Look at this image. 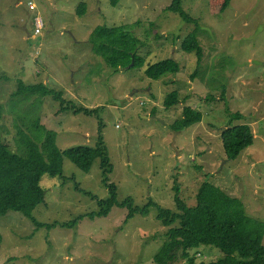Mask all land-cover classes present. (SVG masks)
Wrapping results in <instances>:
<instances>
[{
	"label": "rangeland",
	"instance_id": "obj_1",
	"mask_svg": "<svg viewBox=\"0 0 264 264\" xmlns=\"http://www.w3.org/2000/svg\"><path fill=\"white\" fill-rule=\"evenodd\" d=\"M181 1L199 27L198 66L194 54L181 50L194 27L166 12L172 0H122L117 8L109 0H0L2 139L15 150L14 124L40 118L56 132L62 151L94 147L101 135L111 164L105 173L97 159L84 172L64 158L61 176L43 174L45 203L33 218L45 227L15 213L1 217L0 264H155L169 231L157 220L155 207L146 218L127 220L128 210L114 208L108 217L60 227L100 213L99 202L110 198L107 184L117 186L120 203L131 198L135 207L153 202L177 213L176 186L191 208L200 185L212 183L264 225V0H232L223 13L224 0ZM82 4L87 11L78 17ZM36 18L44 26L40 35ZM128 26L144 44L139 54L145 66L113 70L94 54L91 35L99 27ZM163 60L176 61L180 71L148 78L145 69ZM18 80L43 83L61 91L64 101L95 112L58 113L52 98L12 100ZM173 91L179 103L166 108L165 98ZM185 107L201 112L202 120L175 131ZM227 109L244 118L232 123ZM240 124L251 127L253 143L227 160L221 134ZM194 255L205 264L225 258L210 247Z\"/></svg>",
	"mask_w": 264,
	"mask_h": 264
},
{
	"label": "trees",
	"instance_id": "obj_2",
	"mask_svg": "<svg viewBox=\"0 0 264 264\" xmlns=\"http://www.w3.org/2000/svg\"><path fill=\"white\" fill-rule=\"evenodd\" d=\"M122 0H109L112 8L119 7ZM232 0H224L222 13L225 12ZM87 7L82 4L77 9V16H85ZM166 12L175 14L186 25H192L193 31L184 39L181 50L186 54H194L197 66L202 60V51L198 45L196 35L199 27L197 23L182 10L181 0H172ZM131 27H99L91 35L90 44L94 54L102 57L113 70L120 68H143L145 59L139 52L144 44L130 32ZM133 66H130L131 63ZM180 66L176 61L163 60L149 65L144 73L152 80H160L167 74H176ZM16 90L11 93V99L40 97L52 98L60 106L59 112L72 111L75 114H92L93 110L78 108L71 102L62 99V92L48 88L45 84L26 85L18 80ZM179 103L178 92L173 91L165 98L164 106L170 108ZM4 108L0 104V122ZM227 114L233 122L242 120L240 113ZM202 113L189 107L183 109V117L172 126L173 130L181 131L200 123ZM14 124L15 134L12 150L10 144L2 139L3 127L0 124V218L9 213L24 216L32 221L39 229L44 225L38 224L33 218L34 211L45 203V192L40 186L43 174L53 177L61 176L63 159L66 158L80 170L89 172L94 162L100 159L101 169L109 172L111 164L103 137L100 135L94 147L75 146L60 150L56 146V132L49 130L35 118L31 123L24 124L19 120ZM222 145L227 160H235L254 139L251 127L246 124L229 125L221 134ZM107 182V180H104ZM110 198L106 202H99L101 212L79 217L69 224L60 226L63 229L75 228L85 219L91 221L108 217L114 208L128 210L127 220L135 216L148 217L150 209L158 211L157 220L166 228L167 241L159 249L154 258L155 264H205L197 263L196 255L190 253L201 247H210L220 251L224 259L208 264H264V225L249 218L243 203L232 198L218 186L203 182L195 197V206L187 207L179 197V187H175V206L177 213L165 210L153 202L140 208L135 207L133 199L128 198L119 202L118 188L115 184H107ZM55 226H48L52 229Z\"/></svg>",
	"mask_w": 264,
	"mask_h": 264
},
{
	"label": "built area",
	"instance_id": "obj_3",
	"mask_svg": "<svg viewBox=\"0 0 264 264\" xmlns=\"http://www.w3.org/2000/svg\"><path fill=\"white\" fill-rule=\"evenodd\" d=\"M30 10L33 11L34 7L32 3H30ZM35 28H36V35H40L42 30L44 29L43 22L41 18H36L35 20Z\"/></svg>",
	"mask_w": 264,
	"mask_h": 264
},
{
	"label": "water",
	"instance_id": "obj_4",
	"mask_svg": "<svg viewBox=\"0 0 264 264\" xmlns=\"http://www.w3.org/2000/svg\"><path fill=\"white\" fill-rule=\"evenodd\" d=\"M133 64H134V63L132 62L130 66H133ZM127 68H129V67H127Z\"/></svg>",
	"mask_w": 264,
	"mask_h": 264
}]
</instances>
